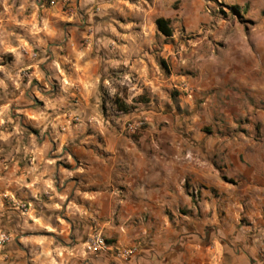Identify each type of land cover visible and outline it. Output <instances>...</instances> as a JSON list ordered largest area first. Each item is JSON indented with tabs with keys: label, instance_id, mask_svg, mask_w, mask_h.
<instances>
[{
	"label": "clouds",
	"instance_id": "obj_1",
	"mask_svg": "<svg viewBox=\"0 0 264 264\" xmlns=\"http://www.w3.org/2000/svg\"><path fill=\"white\" fill-rule=\"evenodd\" d=\"M0 264H264V0H0Z\"/></svg>",
	"mask_w": 264,
	"mask_h": 264
}]
</instances>
